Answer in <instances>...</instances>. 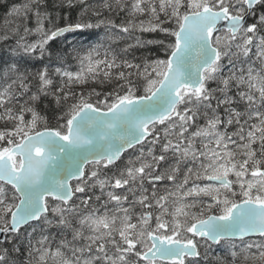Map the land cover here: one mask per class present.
Wrapping results in <instances>:
<instances>
[{"label":"snow or ice","instance_id":"snow-or-ice-1","mask_svg":"<svg viewBox=\"0 0 264 264\" xmlns=\"http://www.w3.org/2000/svg\"><path fill=\"white\" fill-rule=\"evenodd\" d=\"M0 8V264H264V0Z\"/></svg>","mask_w":264,"mask_h":264},{"label":"trees","instance_id":"trees-1","mask_svg":"<svg viewBox=\"0 0 264 264\" xmlns=\"http://www.w3.org/2000/svg\"><path fill=\"white\" fill-rule=\"evenodd\" d=\"M4 9L0 8V16L3 15Z\"/></svg>","mask_w":264,"mask_h":264}]
</instances>
